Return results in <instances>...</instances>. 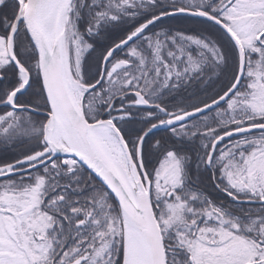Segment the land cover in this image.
I'll return each mask as SVG.
<instances>
[{"label":"snow or ice","instance_id":"obj_1","mask_svg":"<svg viewBox=\"0 0 264 264\" xmlns=\"http://www.w3.org/2000/svg\"><path fill=\"white\" fill-rule=\"evenodd\" d=\"M0 264H264V0H0Z\"/></svg>","mask_w":264,"mask_h":264},{"label":"trees","instance_id":"obj_2","mask_svg":"<svg viewBox=\"0 0 264 264\" xmlns=\"http://www.w3.org/2000/svg\"><path fill=\"white\" fill-rule=\"evenodd\" d=\"M173 23L179 27H184V28H188V27H192L191 24H189L187 21H184L181 18H176Z\"/></svg>","mask_w":264,"mask_h":264}]
</instances>
